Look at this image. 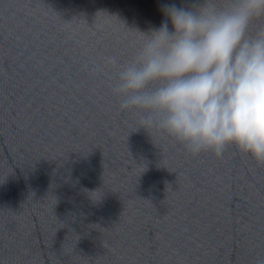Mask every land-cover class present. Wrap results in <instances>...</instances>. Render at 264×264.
I'll return each instance as SVG.
<instances>
[{"label": "water", "instance_id": "water-1", "mask_svg": "<svg viewBox=\"0 0 264 264\" xmlns=\"http://www.w3.org/2000/svg\"><path fill=\"white\" fill-rule=\"evenodd\" d=\"M116 0H0V264H243L197 154L112 93Z\"/></svg>", "mask_w": 264, "mask_h": 264}, {"label": "clouds", "instance_id": "clouds-1", "mask_svg": "<svg viewBox=\"0 0 264 264\" xmlns=\"http://www.w3.org/2000/svg\"><path fill=\"white\" fill-rule=\"evenodd\" d=\"M160 11L161 25L139 32L130 60H107L120 109L194 155L234 146L264 164V0L165 3Z\"/></svg>", "mask_w": 264, "mask_h": 264}]
</instances>
